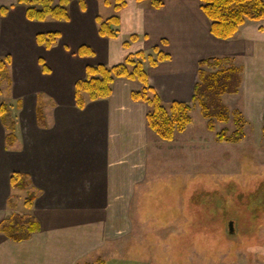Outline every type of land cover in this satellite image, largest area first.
Segmentation results:
<instances>
[{
    "label": "crops",
    "instance_id": "crops-1",
    "mask_svg": "<svg viewBox=\"0 0 264 264\" xmlns=\"http://www.w3.org/2000/svg\"><path fill=\"white\" fill-rule=\"evenodd\" d=\"M84 3L82 8L78 0H70L67 20L37 21L27 19L25 7L15 0H0V6H9L0 14V56L9 55L14 69L7 104L13 110L15 101L20 108L21 130L19 136L12 112L16 141L7 147L0 120V222L14 211L13 200L23 196L19 190L12 200L16 189L10 174L18 171L29 176L35 190L29 212L39 224L23 241L0 232V264H90L88 258L102 260L119 230L131 228L130 200L148 160L147 106L131 98L140 83L121 77L114 79L107 98L77 108L74 84L85 77L87 65L113 66L127 53L158 46L170 57L146 69L150 85L164 102H190L200 59L232 56L234 63L235 53L245 54L240 111L264 112V21L246 22L234 37L222 40L210 33L198 0H164L160 8L126 0L118 12V35L102 37L96 18L113 15V6L102 0ZM49 31L59 36L46 48L35 37ZM132 34L137 39L124 48L123 40ZM221 41L239 42L231 47ZM82 45L92 55H79ZM38 101L49 102L50 122Z\"/></svg>",
    "mask_w": 264,
    "mask_h": 264
},
{
    "label": "rangeland",
    "instance_id": "rangeland-1",
    "mask_svg": "<svg viewBox=\"0 0 264 264\" xmlns=\"http://www.w3.org/2000/svg\"><path fill=\"white\" fill-rule=\"evenodd\" d=\"M221 42L232 47L239 41ZM233 57L235 65L247 67L245 54ZM144 65L150 67L148 62ZM213 70L216 68L209 69ZM8 72L12 79L10 64ZM10 84L0 79V101L6 104ZM234 94L222 95L227 119L214 118V131L206 128L200 105L192 100L186 102L190 104V123L171 141L150 131L146 173L134 187L129 205L131 228L119 230L118 240L106 245L102 260L88 258L90 264H264L262 114L253 108L243 114L241 141L216 139L222 129L229 134L236 130L233 111H242L244 93ZM48 103L38 101L36 105L50 122ZM13 104L11 113L20 136V108L15 101ZM22 193V198L14 200L19 190L12 193L14 211L20 213L27 211L26 192ZM230 220L233 233H229Z\"/></svg>",
    "mask_w": 264,
    "mask_h": 264
},
{
    "label": "trees",
    "instance_id": "trees-1",
    "mask_svg": "<svg viewBox=\"0 0 264 264\" xmlns=\"http://www.w3.org/2000/svg\"><path fill=\"white\" fill-rule=\"evenodd\" d=\"M84 8V0H78ZM105 5H112L115 13L108 18H96L97 31L102 37H116L119 33L120 18L118 12L126 5V0H102ZM137 2L148 1L152 8H160L164 0H136ZM199 8L209 21L210 33L222 40L235 36L238 30L246 22L264 21V0H198ZM17 4L25 7V15L29 20L43 21L48 18L56 20H67L69 16L68 4L70 0H15ZM9 6H0V14L5 15ZM59 34L56 31L36 34V42L46 48H50L57 40ZM137 39L132 34L123 40L124 48ZM162 43H164L162 41ZM151 51L138 50L127 53L123 61L107 66L103 64L87 65L85 77L74 84V102L77 108H83L88 100L107 98L112 91V83L115 78H128L140 83L138 90L132 91L131 98L144 102L147 106L146 123L149 130L157 134L161 139L171 141L176 132L183 131L190 123V104L183 101H170L165 103L158 92L150 85L145 62L150 66H156L159 62L169 59V55L158 46H153ZM93 50L82 45L78 49L79 55H92ZM42 69L47 66L40 59ZM9 55L0 56V79L10 82L8 65ZM198 81L195 84L192 101L200 105L201 113L206 119V128L209 131L215 129V119L225 121L227 119L224 111L222 95L237 93L241 83L242 68L233 63V58L205 57L198 61ZM210 68L216 70L209 71ZM212 106V107H211ZM213 109L211 112V108ZM38 114H41L38 111ZM41 117V115L39 116ZM236 130L228 133L222 129L216 133L219 142H238L244 138L242 130L243 113L235 109L233 111ZM0 120L6 128L5 143L11 147L16 141L15 119L10 107L5 102H0ZM262 138L264 140V112L262 115ZM10 185L13 189L26 192L24 207L27 211H13L0 222V232L13 241L28 239L39 228L38 221L29 211L36 198L35 192L30 190L31 181L28 175L18 171L10 174ZM89 264V263H85Z\"/></svg>",
    "mask_w": 264,
    "mask_h": 264
},
{
    "label": "water",
    "instance_id": "water-1",
    "mask_svg": "<svg viewBox=\"0 0 264 264\" xmlns=\"http://www.w3.org/2000/svg\"><path fill=\"white\" fill-rule=\"evenodd\" d=\"M228 226H229V233H233L234 227H233V221L232 220L229 221Z\"/></svg>",
    "mask_w": 264,
    "mask_h": 264
}]
</instances>
